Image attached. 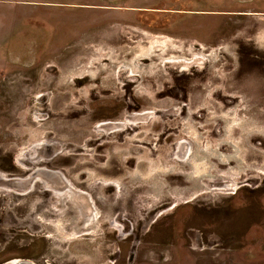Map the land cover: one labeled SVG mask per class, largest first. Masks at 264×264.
<instances>
[{"label": "rangeland", "instance_id": "rangeland-1", "mask_svg": "<svg viewBox=\"0 0 264 264\" xmlns=\"http://www.w3.org/2000/svg\"><path fill=\"white\" fill-rule=\"evenodd\" d=\"M0 72V264H264V0H0Z\"/></svg>", "mask_w": 264, "mask_h": 264}, {"label": "water", "instance_id": "water-1", "mask_svg": "<svg viewBox=\"0 0 264 264\" xmlns=\"http://www.w3.org/2000/svg\"><path fill=\"white\" fill-rule=\"evenodd\" d=\"M15 264H33V263L25 262V261H17L15 262Z\"/></svg>", "mask_w": 264, "mask_h": 264}, {"label": "crops", "instance_id": "crops-1", "mask_svg": "<svg viewBox=\"0 0 264 264\" xmlns=\"http://www.w3.org/2000/svg\"><path fill=\"white\" fill-rule=\"evenodd\" d=\"M3 74H4V73H1V72H0V76H1V77H2ZM2 79H3V78H2ZM2 79H1V80H2ZM0 88H3V86H0Z\"/></svg>", "mask_w": 264, "mask_h": 264}]
</instances>
